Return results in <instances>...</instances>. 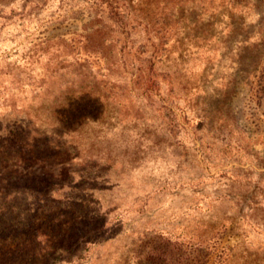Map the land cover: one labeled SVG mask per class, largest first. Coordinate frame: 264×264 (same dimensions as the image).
Wrapping results in <instances>:
<instances>
[{
  "label": "rangeland",
  "instance_id": "1",
  "mask_svg": "<svg viewBox=\"0 0 264 264\" xmlns=\"http://www.w3.org/2000/svg\"><path fill=\"white\" fill-rule=\"evenodd\" d=\"M104 1L0 0V264H264V0Z\"/></svg>",
  "mask_w": 264,
  "mask_h": 264
},
{
  "label": "trees",
  "instance_id": "2",
  "mask_svg": "<svg viewBox=\"0 0 264 264\" xmlns=\"http://www.w3.org/2000/svg\"><path fill=\"white\" fill-rule=\"evenodd\" d=\"M101 1L103 2L104 0H101ZM104 2H106V3L109 4V0H106ZM255 96L257 97L258 101H260V102H263L264 101V69L261 72V76L259 77V80L257 82V88L255 89ZM77 159H79V158L77 157L74 160L73 159H70V160H67V161H61L57 165H55L54 167L58 171L66 172V174L69 173L71 175V170H73L71 168L74 167V166H76V163H74V161H76ZM35 162H36L34 164L35 166L41 167L43 170L45 168H47L46 167L47 166V162H48L47 159H41V160L37 159V160H35ZM77 166H80V165H77ZM58 177H60V176H58ZM182 246H186L187 247V249H186V256L185 255L182 256V259L185 261L186 264H194L193 263V259H192L193 252L199 250V248H201V247L203 248L204 247V244H200L199 243L198 246L192 244L191 242H188V243H186V242L177 243L176 242V244H174V242H172V240H171V241H169L168 247L166 248L165 253H164L163 256L165 257L168 252H169V254H170V252L172 253V251L174 249L175 250L181 249ZM170 247H172V249H170ZM195 248H197V249H195ZM152 256H151L152 257L151 259H153V263L154 264L164 263L163 256L162 255H158L157 251H155V253ZM170 257L172 258L174 256L171 255ZM165 258H167V257H165ZM205 259H206V256L204 255V257L199 261L200 264H205ZM172 264H174V263H172Z\"/></svg>",
  "mask_w": 264,
  "mask_h": 264
}]
</instances>
